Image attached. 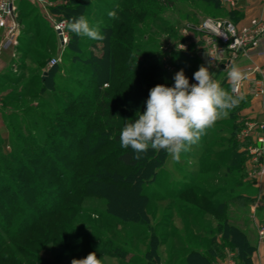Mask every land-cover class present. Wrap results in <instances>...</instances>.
I'll return each mask as SVG.
<instances>
[{
    "label": "trees",
    "instance_id": "1",
    "mask_svg": "<svg viewBox=\"0 0 264 264\" xmlns=\"http://www.w3.org/2000/svg\"><path fill=\"white\" fill-rule=\"evenodd\" d=\"M207 1L213 9H223L220 0ZM70 2L66 6H59L66 19L87 16L91 0ZM133 2L137 3L138 0ZM114 5L116 4L109 10H113ZM51 10H55L54 6ZM134 10L136 9L133 8ZM127 12L128 9L123 11ZM117 15L116 20H125V24H112L115 19H107L111 25L100 29L106 38L96 41L109 48L108 60H103L104 57L93 55L92 52L82 53L85 41L91 40L87 37L70 32L72 37L66 44L67 49L75 53L71 58L72 66L79 65L80 72L95 79L96 90L90 88L93 83H88L86 78H62L59 76L60 66L55 64L35 76L37 83L33 79L38 89L34 90L33 96L42 97L47 91H51L53 104L46 109L43 105L20 108L13 106L12 112L7 116L9 140H12L15 148L11 154L5 155L2 149L7 141L0 138L2 264H51L40 253V250L48 252L50 243L63 247L64 253L66 249L73 251L68 259L63 253L62 259L67 264H71L73 258H85L91 251L124 257L129 251L113 243L111 236L107 234L108 230L127 245L132 243L130 239H123L127 231V235L136 234V238L143 241L148 239L146 262L158 264V250L164 245L166 235L159 236L157 231L170 225L160 221L153 226L155 209L152 205L169 201L165 208L167 212L174 210L187 217L183 220L186 233L187 224L189 227L198 226L196 221L190 220L200 215L196 211L204 213L197 204L196 199L199 198L190 194L192 189L197 190L201 197H207L211 204H216L218 213L225 209L223 200L216 202V196L224 189L221 186L206 194L205 188L193 185L194 183L179 187L177 184L175 187L171 185L164 197L158 199L149 192V188L165 173L164 166L170 154L163 149L149 148L140 159H134L135 153L130 147H121L119 137L122 128L130 121L134 122L138 112L142 114L145 111L147 91L153 87L152 82L143 80V76L151 69L156 71L159 66L156 62L152 66H143L142 62L135 60L136 55L128 47L121 45L119 35L130 30V26L120 10ZM116 33L118 36L113 38ZM19 39L20 43L24 41L21 37ZM37 50L40 59L49 60L47 53L38 48ZM145 57H148L146 52ZM185 61L180 60L179 64ZM92 68H96V72ZM140 71L144 74L138 76ZM4 73H0V76L3 75L2 79L6 80L8 75ZM107 80L114 81V84L103 89ZM24 95L25 93L19 98L1 97L11 105L19 104V99L24 98ZM234 114L235 108L231 116ZM236 130H233L234 137ZM102 137L104 142L101 141ZM234 137L232 141L225 143L216 140L215 143H223L218 144L217 151L208 155L200 153V160L204 155L206 160L210 159V172L219 174V169L222 173L225 170L222 178H217L219 182L234 180L229 186L232 189L244 185L242 182L237 183L238 180L235 179L244 159L237 152ZM91 196L105 199V212L92 210L84 205L86 198ZM166 217L173 218L174 215L170 213ZM218 225L220 242L199 234L197 239L200 243H196L198 248H185L187 255L180 258L178 264H213L224 258L226 248L235 252L237 264H253L257 248L252 244L250 235L230 224L228 218L223 222L218 221ZM105 226L108 230L103 228ZM177 235L178 232L173 234Z\"/></svg>",
    "mask_w": 264,
    "mask_h": 264
},
{
    "label": "rangeland",
    "instance_id": "2",
    "mask_svg": "<svg viewBox=\"0 0 264 264\" xmlns=\"http://www.w3.org/2000/svg\"><path fill=\"white\" fill-rule=\"evenodd\" d=\"M50 1L52 2V7L54 6L55 8L54 11L51 9L48 10L50 22H47V20H45L46 17L44 18L41 13H37V8L32 4L17 5L16 2L17 9L20 8V14H18L16 18V24L19 27L18 37L20 36L25 42H21L23 45L21 50L23 52V58L16 59L13 64H10L9 67H4L5 69L3 70L0 66L2 73L6 72L8 75L6 80L2 79L1 76L3 75L0 76V138L3 137L5 141H7L5 147L2 149L5 155L11 154L15 148L12 140H9L10 131L7 129V116L12 112L13 106L20 108L21 106L36 107L37 105H43L44 109H46L54 102L51 91H47L42 97L33 96L34 92L38 90L36 89L37 81L34 79L35 76H38L42 70H47L52 59H59L56 63L61 69L59 76L70 79L73 77H78L80 79L86 78L85 80L88 83L91 81V83H93L90 88L96 90L95 79L93 80L90 75L80 72L78 70L79 65L76 64L74 67L72 66L71 58L75 53L68 50L66 45H61L60 40L58 39V42L56 35L52 32L51 25H53L54 31V25L56 23L68 20L63 15L62 10L59 9V6L70 4V0ZM113 4H119L121 6L119 10L122 12L125 19L128 20L130 26V30L121 32V35H119L121 45L128 47L130 52L137 56H135V60L142 62L143 66H152L155 62L158 63L159 68L156 71L151 69L146 76H143V80L152 82L153 87L158 84H163L168 87L174 86V75L181 69L184 70L190 84H195L197 82L193 79V75L201 65L208 67L209 71L210 67H213L206 56L207 34L199 31L197 28L207 17L226 18L227 13L222 3L221 6L223 9L216 10L213 9L207 0H138L137 3H134L133 0H91L86 13V19L89 21L90 25L95 26L99 24L100 29L104 26H110L111 23L107 20L109 19L107 13L110 11L109 8ZM133 8L136 10L133 11ZM127 9V14L129 15L123 13V11L126 12ZM116 22H120L123 25L125 24V20L118 21L116 19L112 24H116ZM13 23L14 22H10L11 25H13ZM9 28L10 27L3 31L6 32ZM64 30L70 40L72 34L67 30L66 26H64ZM52 35L54 36L52 40H50L49 36ZM116 36H118L117 33L113 38H116ZM47 38H49V41ZM85 42L86 46L83 45V49L81 50L82 53L89 54L92 52L93 55L104 57L103 60H108L110 51L104 43H98L95 40H88ZM37 48L47 53L49 60L40 59ZM145 52L148 57H145ZM106 54H108V56ZM194 57H197L199 61L196 60L195 62L193 60L192 62L194 63L192 64L188 62ZM180 60L186 61L179 64ZM95 69L93 70L95 71ZM142 74H144L143 71H140L138 76ZM33 79L36 83H33ZM112 84H114V81L107 80L102 88L108 89ZM25 85H27V87H25ZM153 87L149 88L147 96H149L150 89ZM23 93H25V97L19 99V104L13 103L10 105L9 101L4 102L1 97L8 96L11 98H19ZM254 96L257 95L255 94ZM86 103H89L88 100ZM232 112L233 109L229 111L227 117L219 119L213 127L209 128L206 134L202 136L201 140L197 144L192 145L188 152L181 153L179 161L173 159L170 155L167 164L164 166L166 170L165 173H162L159 180L149 188V192L160 199L164 197L167 193L166 190H168L171 185L175 187L176 184L179 187L194 183L193 185L205 188L206 194L210 193L213 188L220 186L224 187L223 191L216 196V202H221L223 200L225 203V209L222 213H218L216 211V204L208 202L206 199L207 197H201L197 190L192 189V191H190V194L199 198L196 199V201L198 206L204 210V213L196 211V214H200V217L189 218L191 221H196L198 223V226L191 225L190 227L189 224H187V233L189 236H187L186 230L183 229V220H186L187 217L174 210L167 212L165 208L169 204V201L158 202L152 205V208L155 209V214L152 218L153 226H155L156 222L160 221L170 225L168 228L161 227L157 231L159 236H161V234L166 235V237H164V245L159 247L158 250L160 255V262L158 264H178L179 259L187 255L185 248H198L196 243H200L197 239L199 234L207 238H214L220 242L221 234H219L218 221L223 222L227 218L230 224H234L250 235V240L257 249L264 246V240L260 237V230L264 229V196L262 197V201L259 200V195L251 186L254 181L264 182V163L262 164L254 161L251 153L249 151H244L242 153V158L245 163H248L249 160L251 162H249L250 166L245 171L248 174L247 176L246 174L242 175L245 167L241 165V170L238 171L239 173H237L238 175H236L235 179L238 180L237 183L242 182L244 185L243 187L232 189L229 186L234 180H227L225 183L223 181L219 182L217 178H222L220 174L222 170L219 169V174L210 172V159L206 160L204 158L205 155L216 150L218 144L223 145V143H215V141L210 140H221L224 143L233 140L234 131L222 124L224 119L232 115ZM243 130L244 128L241 129L238 134H241ZM104 140V137H102L101 141L104 142ZM233 142H236V147L239 148V143L235 140ZM248 143L251 145L254 144L253 141H249ZM243 146L245 147L246 145ZM201 152H204L205 155L203 154L204 156L200 160ZM199 160L201 165L198 164ZM195 166L201 169L200 173L197 175L192 172ZM244 176H246L247 179ZM239 196H241V198H239ZM86 199L84 204L86 207L92 210L106 211L105 199L93 196ZM170 213L174 215L173 218L166 217ZM103 228L108 230L106 226ZM121 230L126 229L121 228ZM127 232L123 235V239H130V241H132L131 245H127L122 239H116L113 232L108 230L107 234L111 236L113 243L115 242L123 246L129 252L125 254L124 257L120 258L109 254L96 253L97 258L102 260V264H147L146 245L148 244V239L143 241L141 238H136V234L130 236L127 235ZM175 232H178L177 236H173ZM143 237L142 235V238ZM205 241H207V239H205ZM80 243L82 244V241H80ZM62 251L63 247H58L50 243L48 252L40 250V253L42 257L47 259L51 264H67L66 261L62 259L64 253ZM66 252L64 255L66 259H68V257H71L73 254V251L66 249ZM92 252L93 251L89 253ZM231 259L236 261L235 252L226 248L224 258L218 259V261L213 264L228 262Z\"/></svg>",
    "mask_w": 264,
    "mask_h": 264
},
{
    "label": "clouds",
    "instance_id": "3",
    "mask_svg": "<svg viewBox=\"0 0 264 264\" xmlns=\"http://www.w3.org/2000/svg\"><path fill=\"white\" fill-rule=\"evenodd\" d=\"M120 5L108 11L110 19H118ZM77 36L95 41L106 37L100 31L99 24L92 26L84 15L64 21L62 27ZM227 79L231 87L237 90L245 81V73L235 63L226 66ZM215 73L201 65L194 73L197 82L190 84L184 70L174 75V86L158 84L150 89L146 100V109L137 113V118L127 123L120 133L122 148H131L134 159H140L149 148L166 150L173 159L179 161L181 153H186L197 144L206 131L215 123L228 116L229 111L239 106L245 99L243 94L233 95L221 87L214 79ZM71 264H102L95 252L85 258L73 259Z\"/></svg>",
    "mask_w": 264,
    "mask_h": 264
},
{
    "label": "built area",
    "instance_id": "4",
    "mask_svg": "<svg viewBox=\"0 0 264 264\" xmlns=\"http://www.w3.org/2000/svg\"><path fill=\"white\" fill-rule=\"evenodd\" d=\"M236 1L222 0L224 4L229 5H235ZM17 15L16 0H0V55L10 50L18 42ZM10 22H14L13 25ZM62 25L63 22L56 23L54 29L60 42L65 46L69 38ZM8 27H10L8 31H3ZM197 29L207 34L206 56L209 63L216 68L222 66L226 68L239 56H248L251 52L259 49L264 38V17H253L244 25L228 19L207 17ZM58 61L59 59H52L49 66L55 65ZM242 70L255 75L251 79L254 84L252 94L264 95V65L248 66ZM231 91L234 95H239L240 86L237 90L231 87ZM252 131L258 132L256 140L261 146L251 148L250 153L253 154L254 161L260 162V158L264 157V123L247 124L240 137L247 138ZM260 237L264 240V229L260 230ZM219 264H237V262L231 259Z\"/></svg>",
    "mask_w": 264,
    "mask_h": 264
},
{
    "label": "crops",
    "instance_id": "5",
    "mask_svg": "<svg viewBox=\"0 0 264 264\" xmlns=\"http://www.w3.org/2000/svg\"><path fill=\"white\" fill-rule=\"evenodd\" d=\"M220 1L222 3L223 8H225L226 13H227L226 14L227 17L224 19L232 20L236 23H239L240 25L247 24L249 20L253 17H264V1L263 0H237L235 5L224 4L222 0ZM16 2H17V5L32 4L33 6H35V8H37V13H41L44 16V18L46 17L45 20H47V22H50L49 20L50 15L48 13V10L51 9L52 7V2L50 0H17ZM17 10L19 14L20 8ZM51 27H52L53 34L56 35L57 37L56 39L59 42L57 32L55 30L53 31V25H51ZM54 35L49 36L50 40H52V37ZM19 38L20 36L18 37V42L15 46H13L10 50L3 52L0 55V66L2 70L5 69L4 67H9L10 64H13L16 59H19L23 56V52L21 51L23 48V45L22 43H20ZM193 60L196 62L197 57L192 58V60L188 62L192 64L194 63L192 62ZM233 63H235L241 69L248 67V66L264 65V38L257 51L251 52L248 56H239L238 59L235 60ZM210 72L216 74L213 78L220 82L221 87H223L225 90L232 93L231 85L227 79L226 68L224 66L220 68H216L214 66L210 67ZM0 73H2L1 70H0ZM246 73H247L248 78L245 81H243V83L240 85V94H243L245 99L241 101L239 106L235 107L234 116H230L229 118L224 119L222 123L225 126H228L229 129H231L232 131L233 130L235 131L237 129L235 132L234 139L235 141L239 143V148L236 147L237 152L239 154H242L244 151L250 152L251 148L261 146V144L258 143L256 140V136L258 133L257 131H252L249 137L247 138H241L238 132L240 133L241 129L246 128L247 124L264 123V95L254 96L252 94L251 91H252V88L254 87V84L252 83L251 79L255 77V75L249 72H246ZM233 127L236 129H234ZM210 141H216V140H210ZM249 141H253L254 144L251 145L250 143H248ZM243 145H246L247 147L246 146L244 147ZM251 155L253 156V154ZM216 159H218V157H216ZM253 159H254V156H253ZM218 162L219 161H217V163ZM249 162L245 163L244 161L243 163V167H245L243 174H246V176L248 173H246L245 171L247 168H249L250 163H251ZM260 163L262 164L264 163V157L260 158ZM195 167L192 169V172L195 175H197L200 173L201 169L200 167H196V168ZM224 173H226L225 170H223V173L221 172V175H223ZM246 176L244 177L246 178ZM251 186L253 187V190L257 192V194L259 195V200L262 201V197L264 196V182L254 181L251 184ZM253 262L254 264H264V246H261L256 250L254 257H253Z\"/></svg>",
    "mask_w": 264,
    "mask_h": 264
},
{
    "label": "water",
    "instance_id": "6",
    "mask_svg": "<svg viewBox=\"0 0 264 264\" xmlns=\"http://www.w3.org/2000/svg\"><path fill=\"white\" fill-rule=\"evenodd\" d=\"M46 75V74H45Z\"/></svg>",
    "mask_w": 264,
    "mask_h": 264
}]
</instances>
